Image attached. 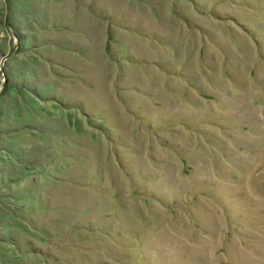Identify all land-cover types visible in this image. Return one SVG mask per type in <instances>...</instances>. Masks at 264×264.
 I'll use <instances>...</instances> for the list:
<instances>
[{"label":"rangeland","instance_id":"rangeland-1","mask_svg":"<svg viewBox=\"0 0 264 264\" xmlns=\"http://www.w3.org/2000/svg\"><path fill=\"white\" fill-rule=\"evenodd\" d=\"M0 264H264V0H0Z\"/></svg>","mask_w":264,"mask_h":264}]
</instances>
